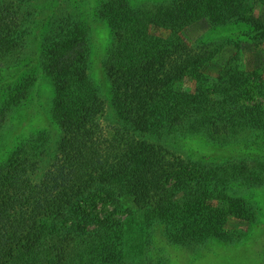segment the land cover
<instances>
[{"label":"trees","instance_id":"1","mask_svg":"<svg viewBox=\"0 0 264 264\" xmlns=\"http://www.w3.org/2000/svg\"><path fill=\"white\" fill-rule=\"evenodd\" d=\"M242 1L244 5L255 0H173L165 16L160 15L164 7L155 6L142 16L126 0L109 1L103 14L111 20L114 42L104 70L115 95L120 94L116 105L121 125L106 123L107 103L89 80L86 28L58 24L45 44L48 69L60 94L53 117L62 135L49 169L38 181L33 179L40 157L38 138H27L15 157L0 163V264H89V252L83 253L88 246H93L94 264H111L109 258L120 254L124 227L139 211L147 217L152 213L150 219L160 218L166 225L199 220L194 212L210 206L207 199H215L220 172L215 165L186 161L159 138L180 130L228 140L233 128L241 131L245 126L258 133L264 146V104L226 105V96L210 89L202 93V82L209 83L202 65L219 48L181 46L172 33L203 19L213 26L240 21L236 10ZM9 15L7 6L0 8V62L17 42L18 19ZM142 17L170 32L166 42L149 38L137 27ZM181 73L195 81L192 93L174 88L173 77ZM263 80L258 87L264 90ZM232 88L228 84L227 93ZM257 92L264 101L263 91ZM236 110L244 112L239 123L223 120ZM249 167L243 165L233 176L247 180ZM168 207H180L182 214L174 217Z\"/></svg>","mask_w":264,"mask_h":264},{"label":"rangeland","instance_id":"2","mask_svg":"<svg viewBox=\"0 0 264 264\" xmlns=\"http://www.w3.org/2000/svg\"><path fill=\"white\" fill-rule=\"evenodd\" d=\"M109 1L0 0V8L7 6L9 17L18 19L15 47L0 62V119H4L0 126V163L21 150L27 138H38L40 157L33 178L38 181L56 155L62 132L53 117V108L57 107L60 94L55 75L48 69L49 44L45 40L50 41L60 23H80L86 28L89 80L97 95L107 103L106 123L122 124L116 105L120 94L115 95L104 70L105 56L114 42L111 20L103 14ZM171 1L126 0V3L142 16L145 12L150 15L155 6L164 7L160 15L165 16ZM247 3L243 5L242 1L236 10L240 15L236 19L240 21L213 26L206 19L198 20L173 30L172 39L185 47L219 48L202 65V76L209 83L203 81L200 91L210 89L214 95L226 96V105L238 103L251 108L256 102L264 104L257 92L264 93L258 87L264 79V0ZM149 19L142 17L137 27L149 38L166 42L170 32L150 24ZM226 69H231L230 73L222 77ZM172 84L185 94L192 93L196 86L189 75L182 73L174 75ZM228 84L233 88L227 93ZM234 95L240 99L234 100ZM217 107L220 108V101ZM173 110L177 112L178 108ZM243 113V110L231 111L228 115L231 118L224 115L223 120L239 123ZM257 134L244 126L241 131L233 128L226 136L231 137L228 140L196 131L185 135L180 130L174 136L159 138L160 144L186 161L215 165L221 177L219 191L215 199L205 201L210 206L194 212L199 218L194 223L166 225L160 218L150 219L152 213L149 218L145 211L134 214L131 225L123 229L120 254L108 261L111 264H264V160H260L264 146H260ZM32 145L35 147L36 143ZM245 164L250 165L247 180L244 176H233ZM225 178L231 182L226 184ZM168 210L174 217L182 214L180 207H168ZM92 247L83 249L77 245L84 255L89 252V264H94L96 259Z\"/></svg>","mask_w":264,"mask_h":264}]
</instances>
